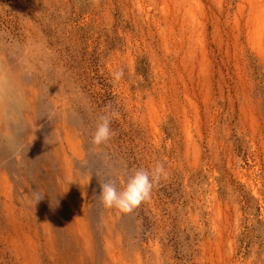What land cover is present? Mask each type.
<instances>
[{"label":"rangeland","instance_id":"374dc122","mask_svg":"<svg viewBox=\"0 0 264 264\" xmlns=\"http://www.w3.org/2000/svg\"><path fill=\"white\" fill-rule=\"evenodd\" d=\"M74 3L0 0V264H264V0ZM156 162L145 200L102 206Z\"/></svg>","mask_w":264,"mask_h":264},{"label":"clouds","instance_id":"9594fccd","mask_svg":"<svg viewBox=\"0 0 264 264\" xmlns=\"http://www.w3.org/2000/svg\"><path fill=\"white\" fill-rule=\"evenodd\" d=\"M113 75L119 79L122 73L117 70ZM113 116L114 113L107 110L97 116L91 133V145H103L114 134L109 126ZM3 143L11 151L19 150V142L14 137H6ZM164 175L166 173L163 165L156 162L149 169L133 170L119 190L111 180H106L104 183L99 184V202L105 208H115L121 212H128L148 197L153 185ZM42 195L43 193L35 191L32 193L31 198L35 203Z\"/></svg>","mask_w":264,"mask_h":264},{"label":"trees","instance_id":"16d2710c","mask_svg":"<svg viewBox=\"0 0 264 264\" xmlns=\"http://www.w3.org/2000/svg\"><path fill=\"white\" fill-rule=\"evenodd\" d=\"M71 4L73 6H71V11L74 10V1H79V0H70ZM87 1V3L89 2L88 5H91L93 3L94 0H84ZM83 29V27H79L77 26L74 29V34L77 32V30H81ZM73 32V30H71ZM73 33H71V36L68 37V40L72 37ZM55 44V47L53 48V51L56 53L57 59L58 61L62 62V67L66 70H68L70 73L73 74H82V72H77L78 68L83 66V63H85V59L83 58L84 56V50L83 51H77V44H75L74 42H66L64 44H61V46H59V43L53 41L51 42ZM104 86H106V84L104 83Z\"/></svg>","mask_w":264,"mask_h":264}]
</instances>
